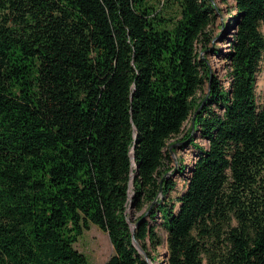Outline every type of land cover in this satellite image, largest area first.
Returning a JSON list of instances; mask_svg holds the SVG:
<instances>
[{
	"label": "trees",
	"instance_id": "1",
	"mask_svg": "<svg viewBox=\"0 0 264 264\" xmlns=\"http://www.w3.org/2000/svg\"><path fill=\"white\" fill-rule=\"evenodd\" d=\"M217 8L0 0V264H89L74 244L91 225L103 264H148L131 224L153 259L157 214L164 264H264V0H233L225 51Z\"/></svg>",
	"mask_w": 264,
	"mask_h": 264
},
{
	"label": "rangeland",
	"instance_id": "2",
	"mask_svg": "<svg viewBox=\"0 0 264 264\" xmlns=\"http://www.w3.org/2000/svg\"><path fill=\"white\" fill-rule=\"evenodd\" d=\"M214 2L216 3L218 10L216 11L215 22L211 27V33L212 35H214V39L210 44H215L217 47L225 51L227 49V43L222 41V39L223 36L228 32V26L231 23L230 14L233 11V9L231 10L233 0H214ZM260 30L264 35V22L261 24ZM208 62L217 78H219L222 83L226 84L228 78L227 62L222 57L212 54L208 55ZM261 77L262 73L260 74V78ZM187 126L188 122L184 124V130L187 128ZM181 134L171 137L168 141H177L180 138ZM196 142L202 145L205 144V141L200 138H196ZM182 144L184 145V143L181 141L176 142L175 151L171 155L172 159L170 165L179 167L180 165L178 164V162L180 161L184 166H186V169L189 166L190 161L195 157L196 152L189 145H185L184 148H181ZM175 179L177 183V192L182 188L183 177L175 175ZM175 194V191H173L171 193V196L174 197ZM140 213L141 212H138L136 215L138 216ZM151 223L155 224L156 226V232L161 239V244L157 246L156 249L150 250L153 259H149L147 253L145 251L144 252L147 255L149 264H164V258L166 255V232L161 225V218L158 214L154 221H152L151 219ZM74 246L78 251L85 254L89 261V264H103L113 252V246L108 237V234L95 225H91L88 229L84 230L83 234L79 237Z\"/></svg>",
	"mask_w": 264,
	"mask_h": 264
},
{
	"label": "water",
	"instance_id": "3",
	"mask_svg": "<svg viewBox=\"0 0 264 264\" xmlns=\"http://www.w3.org/2000/svg\"><path fill=\"white\" fill-rule=\"evenodd\" d=\"M194 118H195V116L192 117V123H193V121H194ZM131 176H132V174H131ZM160 193H161V190H160ZM134 227H135V225H134V224H131V241H132V244H133V246H134L139 252H141V253L143 254L144 259H145V260L147 261V263L149 264V260H148V258H147L146 253L144 252V250L141 248V246L139 245L138 241H137V240L135 239V237H134Z\"/></svg>",
	"mask_w": 264,
	"mask_h": 264
},
{
	"label": "bare ground",
	"instance_id": "4",
	"mask_svg": "<svg viewBox=\"0 0 264 264\" xmlns=\"http://www.w3.org/2000/svg\"><path fill=\"white\" fill-rule=\"evenodd\" d=\"M173 173V172H172ZM129 198H131V194L129 195Z\"/></svg>",
	"mask_w": 264,
	"mask_h": 264
}]
</instances>
